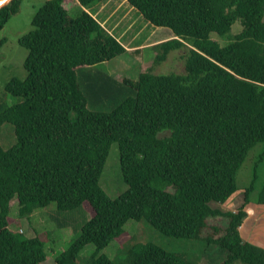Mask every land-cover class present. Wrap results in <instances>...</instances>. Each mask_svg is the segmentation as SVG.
<instances>
[{
  "label": "trees",
  "instance_id": "16d2710c",
  "mask_svg": "<svg viewBox=\"0 0 264 264\" xmlns=\"http://www.w3.org/2000/svg\"><path fill=\"white\" fill-rule=\"evenodd\" d=\"M21 1L0 8V29ZM41 1L32 29L18 39L27 50L25 76L4 88L18 101L9 105L0 96V131L7 124L13 135L7 146L0 139V264L47 258L38 236L24 239L11 229L13 200L21 216L52 202L58 211L82 207L91 215L56 264H77L86 244L93 248L86 264H119L100 251L127 241L124 224L140 219L163 235L216 246L224 253L220 264H264V244L243 236L255 171L235 210L211 204L238 189L249 151L264 144V0H125L143 21L174 36L152 46L154 64L190 46L183 73L147 69L121 80L104 63L126 48L89 11L96 0H73L74 17L65 0ZM103 2L102 11L113 6ZM237 20L241 29L230 34ZM212 33L228 42L220 45ZM88 102L111 109L89 110ZM163 131L168 134L159 136ZM113 142L127 185L115 197L99 183ZM257 204L264 205V180ZM123 264L195 262L146 242L133 244Z\"/></svg>",
  "mask_w": 264,
  "mask_h": 264
},
{
  "label": "rangeland",
  "instance_id": "374dc122",
  "mask_svg": "<svg viewBox=\"0 0 264 264\" xmlns=\"http://www.w3.org/2000/svg\"><path fill=\"white\" fill-rule=\"evenodd\" d=\"M41 0H22L19 11L13 14L6 24L0 29V96L4 98L7 104H13L18 101L17 97L5 93V84L13 77L23 78L25 70L23 61L27 54V50L22 47L18 39L26 32L32 29L31 20L40 7ZM101 0H96L89 7V11L94 12L99 9V17H102ZM64 6L68 9V16L74 17L77 14L78 6L73 0H65ZM73 6V7H72ZM128 6V5H127ZM131 8V7H130ZM116 15L124 12L125 7ZM133 13H137L132 9ZM106 25L110 26L108 22ZM241 25L239 21H235L231 26L230 34L239 32ZM163 30L170 32V29L163 27ZM150 31L145 29L141 36L146 35ZM132 32L129 31V34ZM114 33L119 34L118 29ZM160 35H165L159 33ZM212 37L216 39L220 45H225L228 41L226 38L219 37L212 33ZM187 46H190L186 43ZM187 46H182L179 49L172 50L168 53L165 60L153 63L156 51L147 49L143 53V57L150 62L149 69L153 73H183L184 60L182 55L187 51ZM150 56V57H149ZM119 60H123V64ZM105 64V63H104ZM105 66V65H104ZM126 66L128 69L125 70ZM148 66V65H147ZM122 68L121 75L125 77L136 78L140 69L139 62L135 60L132 53H124L120 59L113 58L106 63V69L109 74H114L113 71ZM118 76V73L116 74ZM120 76H118L120 78ZM87 108L93 111L107 112L111 107L105 102L87 103ZM2 143L7 146L12 143L13 135L9 125L2 126ZM168 131L159 133V136L167 135ZM255 171L256 179L254 182V190L250 194L249 202L246 204L247 224L243 227L245 230L243 236L246 240L264 244V205L257 204V193L262 186L264 180V144L256 143L249 151L244 163L239 169L236 177L238 189L223 203L212 202L214 207H219L222 210H235L242 203L243 191L253 179ZM99 183L105 192L111 197H115L123 192L127 185L123 182L119 170V151L116 142L111 143L109 154L105 161ZM91 215L82 207H77L70 211H58L55 203L52 202L44 207H38L32 210L29 214L19 215V209L16 202L11 201L9 217L11 218L10 227L15 232H21V237L24 239L38 236L44 242V249L47 258L44 264H56L55 256L66 250L70 244L80 234L82 226L86 223ZM210 222L222 224L223 220L218 218H210ZM125 233L130 235V238L118 243L117 240L111 241L105 246L100 253L106 254L114 262L123 264L130 247L135 243L153 242L160 247L175 253L183 254L186 259L192 260L195 264H220L224 257L216 246H208L199 239L178 238L163 235L161 232L153 228L145 219L128 220L124 224ZM93 248L90 244H86L78 255L77 264H86ZM243 264V263H237Z\"/></svg>",
  "mask_w": 264,
  "mask_h": 264
},
{
  "label": "crops",
  "instance_id": "0c3cea01",
  "mask_svg": "<svg viewBox=\"0 0 264 264\" xmlns=\"http://www.w3.org/2000/svg\"><path fill=\"white\" fill-rule=\"evenodd\" d=\"M109 2L113 3V6L106 11H103L102 18L99 19L102 23V25L108 29L109 32L114 33V30L118 29L120 32L117 35V38L124 44L126 48L125 53H132L135 56V60L139 62V69L141 71L149 69V64L146 65V60L147 62H150V58L146 59L143 57V53L147 49H152L153 51L154 48L152 47L154 44L161 42L163 40L169 39L174 37L172 32H168L163 30V27H154L148 24L147 22L143 21L140 18V15L138 13H134L133 15H130L132 12V9L127 6L125 0H107ZM104 2L101 3V9L104 7ZM107 7V6H106ZM125 7V11L121 13L118 16H114L117 11ZM99 8H97L94 11V16L99 15ZM129 16V17H128ZM124 17H128L125 21L124 25L122 24V20H124ZM108 22L111 23L110 26L106 25ZM149 28L150 31L146 34L141 36V34L144 32L145 29ZM132 32L129 34H124L126 31H131ZM159 33H163L165 35H160ZM123 55V54H122ZM121 56L115 57L116 59H120ZM150 57V56H149ZM121 64H123V60H119ZM108 62V61H107ZM105 62V68H106V63ZM118 69L113 71L114 74L112 76L116 79L121 80L124 76H120L122 73V68L117 67ZM128 69V66H126L125 70ZM107 70V69H106ZM118 73V76L116 75ZM135 78V77H134Z\"/></svg>",
  "mask_w": 264,
  "mask_h": 264
},
{
  "label": "water",
  "instance_id": "95a60500",
  "mask_svg": "<svg viewBox=\"0 0 264 264\" xmlns=\"http://www.w3.org/2000/svg\"><path fill=\"white\" fill-rule=\"evenodd\" d=\"M11 0H0V8L8 4Z\"/></svg>",
  "mask_w": 264,
  "mask_h": 264
}]
</instances>
